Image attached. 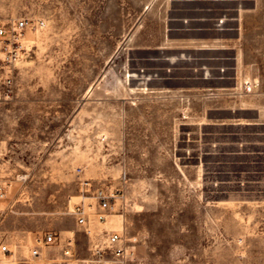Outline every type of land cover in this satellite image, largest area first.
Here are the masks:
<instances>
[{
  "label": "rangeland",
  "instance_id": "rangeland-1",
  "mask_svg": "<svg viewBox=\"0 0 264 264\" xmlns=\"http://www.w3.org/2000/svg\"><path fill=\"white\" fill-rule=\"evenodd\" d=\"M248 2L241 71L191 96L174 89L176 0H0L2 229L78 230L102 187L120 195L96 226L127 246L108 264H264V0Z\"/></svg>",
  "mask_w": 264,
  "mask_h": 264
},
{
  "label": "crops",
  "instance_id": "crops-1",
  "mask_svg": "<svg viewBox=\"0 0 264 264\" xmlns=\"http://www.w3.org/2000/svg\"><path fill=\"white\" fill-rule=\"evenodd\" d=\"M248 1L176 0L171 8H167L166 16L170 28L168 31L171 32L168 38L169 41L175 42L177 51L174 76V89L177 94L190 90V95L193 96L196 89L200 88L214 87L219 92L229 88L231 76L241 71L238 66L242 56V29L248 14L256 8L255 2L248 5ZM173 35L174 39H170ZM171 58L172 56H169L167 60L170 61ZM232 58L237 60L233 70L230 64ZM178 106L180 99L176 102V107ZM74 219L76 221L75 215ZM2 225L3 222H0V244H7L23 264H82L92 256V238L86 235L84 228L79 224L78 230H67L64 233L54 231L59 234V241L54 245L42 247L40 256L35 259L31 258L30 252L36 244V239L33 244H29L26 237L16 242L2 229ZM50 231L53 230L46 232ZM69 238L73 239L72 255L66 256L64 250ZM3 258L0 253V260Z\"/></svg>",
  "mask_w": 264,
  "mask_h": 264
},
{
  "label": "built area",
  "instance_id": "built-area-1",
  "mask_svg": "<svg viewBox=\"0 0 264 264\" xmlns=\"http://www.w3.org/2000/svg\"><path fill=\"white\" fill-rule=\"evenodd\" d=\"M12 29L11 38L9 42L16 43L19 40L21 31L26 27L24 21L15 23ZM6 29L0 27V36L6 35ZM84 184L90 187V182L85 181ZM91 190V188H89ZM93 196L96 200V205H88L90 210H87L85 204H78L74 207L72 213L76 216L77 224L84 228L87 236L92 238L91 253L92 256L85 260L82 264H108L110 258H116L122 261L127 256V246L123 235L117 231L109 230L107 228H98L96 222L99 224L107 223V216L117 208V200L119 198L118 190H108L102 187L93 189ZM5 196L2 187H0V199ZM2 212L0 211V220ZM59 241V234L54 231L46 232L42 236L36 238V244L30 252L32 259L40 256L41 248L44 246H51ZM72 242L73 239L67 240V248L64 250V255H72ZM0 253L4 256L0 260V264H23L15 256L14 251L8 247L7 244H0Z\"/></svg>",
  "mask_w": 264,
  "mask_h": 264
},
{
  "label": "bare ground",
  "instance_id": "bare-ground-1",
  "mask_svg": "<svg viewBox=\"0 0 264 264\" xmlns=\"http://www.w3.org/2000/svg\"><path fill=\"white\" fill-rule=\"evenodd\" d=\"M130 75H131V73H129V75H128V76H130ZM127 79H128V78H127ZM145 89H147V88H146V86H143V87H142V90H144V91H145Z\"/></svg>",
  "mask_w": 264,
  "mask_h": 264
}]
</instances>
